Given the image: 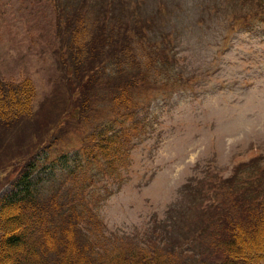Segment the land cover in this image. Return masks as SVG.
<instances>
[{
    "label": "rangeland",
    "instance_id": "1",
    "mask_svg": "<svg viewBox=\"0 0 264 264\" xmlns=\"http://www.w3.org/2000/svg\"><path fill=\"white\" fill-rule=\"evenodd\" d=\"M77 2L55 3L62 11ZM89 2V28L101 7L112 2L107 7L112 24L132 26L138 57L149 68V81L134 88L142 90L136 96L141 102L136 135H123L119 162L124 178L102 177L93 183L100 190L107 183L113 190L101 201L98 214L112 235H135L154 217L165 219L169 211L179 221L185 214L187 228L198 219L196 204L182 192L190 182L202 190H209L217 178H234V184L251 166L264 163L263 8L258 0ZM55 3L0 0V75L17 81L31 77L38 91L35 121L0 124V199L18 189V172L8 166L25 154L30 141L46 138L51 126L56 125L59 143L51 146L50 158L41 160L44 165L32 175L39 193L63 184L68 165L75 166L82 156L80 136L74 131L86 119L58 126L65 106L57 98L64 82L58 61L64 48L56 51L60 42ZM107 92L99 93L102 110L107 109ZM62 153L69 154L66 160H56ZM88 170L99 173V168ZM218 184L217 197L225 189Z\"/></svg>",
    "mask_w": 264,
    "mask_h": 264
},
{
    "label": "trees",
    "instance_id": "2",
    "mask_svg": "<svg viewBox=\"0 0 264 264\" xmlns=\"http://www.w3.org/2000/svg\"><path fill=\"white\" fill-rule=\"evenodd\" d=\"M89 1L78 0L71 10L62 8L67 16L55 3V23L60 42L56 51L64 48L58 57L64 82L57 98L65 106L58 126L86 119L74 132L91 166L79 157L75 166L68 165L63 184L41 194L32 175L59 143L56 125L46 138L29 142L25 154L8 166L18 172L17 191L0 199V264H264V163L251 166L234 184V178H217L209 190H202L190 182L182 192L196 204L198 219L187 228L185 214L179 221L169 211L165 219L154 217L135 235L111 230L123 240L107 232L98 210L113 190L107 183L103 190L93 183L102 177L124 178L119 162L123 135H136L141 103L136 96L142 90L134 88L149 81V68L138 57L132 26L112 24L107 8L112 2L101 7L89 28ZM258 1L264 12V0ZM103 89L109 90L103 94L105 110L99 94ZM37 96L31 77L17 81L0 75V124L35 121ZM62 154L56 160H66L69 154ZM90 168H99V173L89 174ZM217 183L225 188L218 197ZM226 198L229 206L224 205Z\"/></svg>",
    "mask_w": 264,
    "mask_h": 264
}]
</instances>
